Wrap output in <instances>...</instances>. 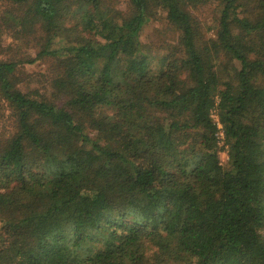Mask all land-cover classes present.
<instances>
[{"label": "trees", "instance_id": "1", "mask_svg": "<svg viewBox=\"0 0 264 264\" xmlns=\"http://www.w3.org/2000/svg\"><path fill=\"white\" fill-rule=\"evenodd\" d=\"M0 264H264V0H0Z\"/></svg>", "mask_w": 264, "mask_h": 264}, {"label": "rangeland", "instance_id": "2", "mask_svg": "<svg viewBox=\"0 0 264 264\" xmlns=\"http://www.w3.org/2000/svg\"><path fill=\"white\" fill-rule=\"evenodd\" d=\"M200 15V14H199ZM201 20H203L206 24H208L210 19V13L202 14L200 15ZM154 29H146L144 32V36L141 38L143 43L152 44V49L154 54H161L165 52V48L167 44H170L175 41V33L172 31H165L163 30L162 25H153ZM157 44H160V47L157 46ZM164 44L163 47L161 45ZM154 46H157L158 48H154ZM222 144H220L221 146Z\"/></svg>", "mask_w": 264, "mask_h": 264}, {"label": "built area", "instance_id": "3", "mask_svg": "<svg viewBox=\"0 0 264 264\" xmlns=\"http://www.w3.org/2000/svg\"><path fill=\"white\" fill-rule=\"evenodd\" d=\"M219 128H220V126H219ZM218 136H219V140H222V138H223L222 132H220ZM220 144H222V143H220Z\"/></svg>", "mask_w": 264, "mask_h": 264}]
</instances>
